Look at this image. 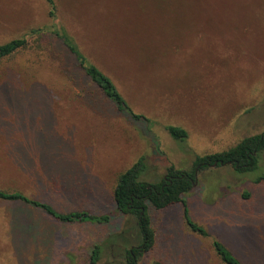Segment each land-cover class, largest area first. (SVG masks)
Here are the masks:
<instances>
[{
    "label": "rangeland",
    "instance_id": "rangeland-1",
    "mask_svg": "<svg viewBox=\"0 0 264 264\" xmlns=\"http://www.w3.org/2000/svg\"><path fill=\"white\" fill-rule=\"evenodd\" d=\"M55 3L53 18L47 0H0V44L28 40L0 63V190L110 221L67 224L0 201V264H92L96 246L95 264H126L140 233L116 209L120 174L145 158L141 179L157 184L171 166L191 171L198 156L264 132V0ZM63 29L147 121L121 112L80 70L70 75L73 57L55 35ZM262 174L264 153L255 172L198 173L187 207L209 239L188 229L183 206L150 207L157 242L140 264H222L214 239L245 264H264V208H254L264 202V182H254ZM58 186L75 197H58Z\"/></svg>",
    "mask_w": 264,
    "mask_h": 264
},
{
    "label": "trees",
    "instance_id": "trees-1",
    "mask_svg": "<svg viewBox=\"0 0 264 264\" xmlns=\"http://www.w3.org/2000/svg\"><path fill=\"white\" fill-rule=\"evenodd\" d=\"M51 6L50 16H56L55 0H47ZM57 42L66 53L73 57V66L68 67V72L73 77L75 70H80L82 75L88 77L102 91L104 96L111 99L121 112H126L129 117L137 122L147 121L142 116L135 114L127 105V102L118 91L112 80L105 75L98 67L90 63L76 41L72 39L65 29L55 32ZM26 38L13 39L5 44H0V63L17 52L27 48ZM168 131L173 138L184 141L188 137L187 131L183 128L169 127ZM264 153V132L244 138L235 147L205 156H198L191 171L176 169L171 166L167 169L166 176L157 184H151L141 179L147 170L145 158H141L132 167L119 175L113 193L114 202L118 213L129 215L137 219L140 233V242L126 251V264H140L141 258L151 252L157 242L156 230L152 225L150 207L159 211H167L177 207H184V216L188 229L201 238H212L208 230L190 218V210L187 207L186 196L190 194L197 183L198 173L208 170L211 167L222 168L232 167L237 173L255 172L259 166V159ZM256 184L264 182V174L258 176ZM64 187H55L54 193L58 197L74 198L73 193L63 190ZM246 200L251 197L249 192L242 195ZM0 201L19 204L21 207L37 208L52 216L54 219L67 224L73 223H109V215H96L89 210H73L60 212L54 204L30 198L18 191L0 190ZM264 208V202L256 204L254 208ZM260 209V210H261ZM258 210V209H257ZM213 251L222 264H245L240 257L223 242L214 239ZM101 250L96 246L92 251L91 263H98ZM161 264V263H155Z\"/></svg>",
    "mask_w": 264,
    "mask_h": 264
},
{
    "label": "water",
    "instance_id": "water-1",
    "mask_svg": "<svg viewBox=\"0 0 264 264\" xmlns=\"http://www.w3.org/2000/svg\"><path fill=\"white\" fill-rule=\"evenodd\" d=\"M216 165H214V167H215Z\"/></svg>",
    "mask_w": 264,
    "mask_h": 264
}]
</instances>
